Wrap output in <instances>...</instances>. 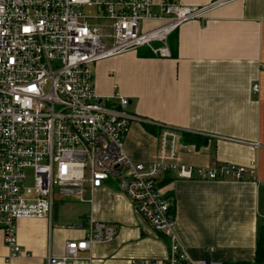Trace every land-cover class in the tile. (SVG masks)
I'll return each mask as SVG.
<instances>
[{
    "label": "crops",
    "instance_id": "crops-1",
    "mask_svg": "<svg viewBox=\"0 0 264 264\" xmlns=\"http://www.w3.org/2000/svg\"><path fill=\"white\" fill-rule=\"evenodd\" d=\"M171 1L203 6L214 0ZM168 47V57L142 46L92 66L96 94L114 106L126 97L125 110L136 117L124 140L127 154L154 160L159 131L168 125L179 132L180 163H253L264 180V0H226L202 18L182 23ZM185 134L202 144L185 140ZM157 184L171 201L177 239L191 258L253 261L264 224L263 185L200 179L195 172L180 178L172 170L161 171ZM90 196L87 188L84 199ZM73 205L72 223L65 224L68 211L59 214V207L52 224L47 218L18 220L21 253L10 260L0 231V264H49L66 242L85 236L90 219L112 226L115 236L80 252L70 264H164L169 237L152 228L113 180L94 189L91 203Z\"/></svg>",
    "mask_w": 264,
    "mask_h": 264
},
{
    "label": "built area",
    "instance_id": "built-area-1",
    "mask_svg": "<svg viewBox=\"0 0 264 264\" xmlns=\"http://www.w3.org/2000/svg\"><path fill=\"white\" fill-rule=\"evenodd\" d=\"M225 1L192 6L171 0H0V231L7 260L21 253L18 220L51 223L57 196L91 203L94 189L113 180L152 228L169 237L164 264H238L189 256L157 178L172 170L180 178L195 172L200 179L264 186L255 165L180 163L179 132L168 125L161 126L154 160L131 158L124 148L136 118L125 110L129 100L122 96L109 105L96 94L92 71L98 60L142 46L170 56L169 36ZM87 188L91 196L84 199ZM85 230L84 237L66 242L62 254L50 256L49 264H70L115 236L112 226L93 219Z\"/></svg>",
    "mask_w": 264,
    "mask_h": 264
},
{
    "label": "rangeland",
    "instance_id": "rangeland-1",
    "mask_svg": "<svg viewBox=\"0 0 264 264\" xmlns=\"http://www.w3.org/2000/svg\"><path fill=\"white\" fill-rule=\"evenodd\" d=\"M93 12V8H87L86 12ZM153 45H156L155 43H153ZM27 176H28V183L30 182V176L31 173L28 171L27 172ZM56 201L59 202V214H62L63 211H68V215H65L66 218H69V220H66V223H72L70 220V218H73L75 212H76V206H74L73 204L76 203L78 201V199L75 196H57L56 197ZM62 201V202H61ZM79 203V202H78ZM64 216H61V221L63 218H65ZM74 222V221H73Z\"/></svg>",
    "mask_w": 264,
    "mask_h": 264
},
{
    "label": "trees",
    "instance_id": "trees-1",
    "mask_svg": "<svg viewBox=\"0 0 264 264\" xmlns=\"http://www.w3.org/2000/svg\"><path fill=\"white\" fill-rule=\"evenodd\" d=\"M185 135L187 136V138L185 137V140L194 143L196 146L202 144V142L197 141L198 137L195 138L194 135L191 134H185ZM261 263H264V224L260 227L258 232L253 261L251 263L243 262L241 264H261Z\"/></svg>",
    "mask_w": 264,
    "mask_h": 264
},
{
    "label": "water",
    "instance_id": "water-1",
    "mask_svg": "<svg viewBox=\"0 0 264 264\" xmlns=\"http://www.w3.org/2000/svg\"><path fill=\"white\" fill-rule=\"evenodd\" d=\"M58 207H59V204L57 201H55L53 204V217H54V219H57Z\"/></svg>",
    "mask_w": 264,
    "mask_h": 264
},
{
    "label": "bare ground",
    "instance_id": "bare-ground-1",
    "mask_svg": "<svg viewBox=\"0 0 264 264\" xmlns=\"http://www.w3.org/2000/svg\"><path fill=\"white\" fill-rule=\"evenodd\" d=\"M62 202V201H61ZM77 202H79V201H77ZM59 203V202H58ZM52 224V223H51Z\"/></svg>",
    "mask_w": 264,
    "mask_h": 264
}]
</instances>
